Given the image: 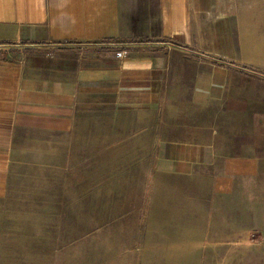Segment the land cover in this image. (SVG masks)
I'll return each mask as SVG.
<instances>
[{"label": "crops", "instance_id": "0c3cea01", "mask_svg": "<svg viewBox=\"0 0 264 264\" xmlns=\"http://www.w3.org/2000/svg\"><path fill=\"white\" fill-rule=\"evenodd\" d=\"M121 14L159 29L113 46L104 16ZM237 24L226 0H0V176L68 157L106 111L151 114L156 173L207 175L213 264H264V64Z\"/></svg>", "mask_w": 264, "mask_h": 264}, {"label": "rangeland", "instance_id": "374dc122", "mask_svg": "<svg viewBox=\"0 0 264 264\" xmlns=\"http://www.w3.org/2000/svg\"><path fill=\"white\" fill-rule=\"evenodd\" d=\"M226 2L237 37L264 64V0ZM159 18L104 16V30L115 31L110 44L125 48L146 42ZM158 122L106 111L103 125L84 128L63 152L68 157L48 151L17 160L15 172L0 176V264H213L207 175L156 173Z\"/></svg>", "mask_w": 264, "mask_h": 264}, {"label": "built area", "instance_id": "2783aa9c", "mask_svg": "<svg viewBox=\"0 0 264 264\" xmlns=\"http://www.w3.org/2000/svg\"><path fill=\"white\" fill-rule=\"evenodd\" d=\"M127 55H128V51L127 50L126 51H120V52L117 53L116 57L121 59V58L126 57Z\"/></svg>", "mask_w": 264, "mask_h": 264}, {"label": "trees", "instance_id": "16d2710c", "mask_svg": "<svg viewBox=\"0 0 264 264\" xmlns=\"http://www.w3.org/2000/svg\"><path fill=\"white\" fill-rule=\"evenodd\" d=\"M113 42V41H112ZM108 51V50H107ZM111 51V50H110Z\"/></svg>", "mask_w": 264, "mask_h": 264}]
</instances>
